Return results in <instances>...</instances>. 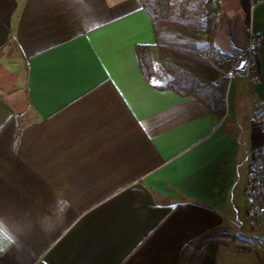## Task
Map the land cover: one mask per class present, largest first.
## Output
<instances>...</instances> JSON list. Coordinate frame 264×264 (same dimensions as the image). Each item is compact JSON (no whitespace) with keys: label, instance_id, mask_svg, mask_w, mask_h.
<instances>
[{"label":"crops","instance_id":"crops-1","mask_svg":"<svg viewBox=\"0 0 264 264\" xmlns=\"http://www.w3.org/2000/svg\"><path fill=\"white\" fill-rule=\"evenodd\" d=\"M221 2L216 46L242 53L251 26L261 80L227 83L219 117L146 81L136 47L155 35L139 0H0V60L25 78L0 89V264H177L188 242L233 229L262 143L264 0Z\"/></svg>","mask_w":264,"mask_h":264},{"label":"trees","instance_id":"trees-1","mask_svg":"<svg viewBox=\"0 0 264 264\" xmlns=\"http://www.w3.org/2000/svg\"><path fill=\"white\" fill-rule=\"evenodd\" d=\"M148 13L155 42L138 45L136 54L146 81L157 89L194 96L214 115L225 110L227 77L216 58L221 0H139ZM213 230L184 245L177 264H201Z\"/></svg>","mask_w":264,"mask_h":264},{"label":"built area","instance_id":"built-area-1","mask_svg":"<svg viewBox=\"0 0 264 264\" xmlns=\"http://www.w3.org/2000/svg\"><path fill=\"white\" fill-rule=\"evenodd\" d=\"M246 31L245 50L242 53L219 54L216 61L223 68L228 83L234 78H243L254 86L261 80L258 63L260 38L251 26ZM250 121L260 130L262 143L249 152L243 187L245 217L248 226L260 239L258 248H264V100H256Z\"/></svg>","mask_w":264,"mask_h":264},{"label":"rangeland","instance_id":"rangeland-1","mask_svg":"<svg viewBox=\"0 0 264 264\" xmlns=\"http://www.w3.org/2000/svg\"><path fill=\"white\" fill-rule=\"evenodd\" d=\"M220 18L224 21L230 19L227 12H222ZM220 37L222 39L219 31L218 39ZM16 59L15 56L8 55L0 60V66L4 71V76L0 79V89L3 93L24 85V68L22 64L16 63ZM233 212L229 224L233 229L225 232H221L220 228L213 229L215 239L222 240L226 245L221 246L218 264H264V248H258L260 239L247 224L243 192H238L237 208Z\"/></svg>","mask_w":264,"mask_h":264},{"label":"water","instance_id":"water-1","mask_svg":"<svg viewBox=\"0 0 264 264\" xmlns=\"http://www.w3.org/2000/svg\"><path fill=\"white\" fill-rule=\"evenodd\" d=\"M8 98L12 100L22 101V95L20 92H13L8 96Z\"/></svg>","mask_w":264,"mask_h":264},{"label":"snow or ice","instance_id":"snow-or-ice-1","mask_svg":"<svg viewBox=\"0 0 264 264\" xmlns=\"http://www.w3.org/2000/svg\"><path fill=\"white\" fill-rule=\"evenodd\" d=\"M241 67H243V64H241Z\"/></svg>","mask_w":264,"mask_h":264}]
</instances>
